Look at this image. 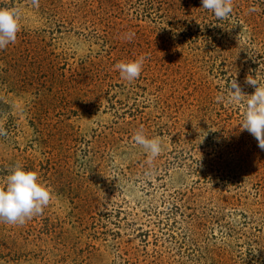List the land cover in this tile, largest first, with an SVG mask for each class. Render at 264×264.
<instances>
[{
	"label": "rangeland",
	"instance_id": "1",
	"mask_svg": "<svg viewBox=\"0 0 264 264\" xmlns=\"http://www.w3.org/2000/svg\"><path fill=\"white\" fill-rule=\"evenodd\" d=\"M201 6L0 0L21 11L0 50V187L19 164L51 191L0 222V264H264V150L240 130L246 76L264 84V0L226 20ZM235 78L245 100H217ZM137 131L161 142L151 162Z\"/></svg>",
	"mask_w": 264,
	"mask_h": 264
},
{
	"label": "clouds",
	"instance_id": "2",
	"mask_svg": "<svg viewBox=\"0 0 264 264\" xmlns=\"http://www.w3.org/2000/svg\"><path fill=\"white\" fill-rule=\"evenodd\" d=\"M31 3L36 7L39 6V0H31ZM201 7L211 11L217 20H226L233 12V0H202ZM256 10L254 7L249 9L250 12ZM20 16L21 11L18 8L0 7V50L16 41L20 29ZM143 62L144 57H140L136 60L120 62L115 67L122 78L131 82L140 76ZM245 83L253 87L254 92L247 95L245 118L240 130H246L254 136L258 147L264 150V84L252 75L246 76ZM228 87L230 93L226 97L218 96L217 100L224 99L228 104L245 100V93L242 92L236 78L229 82ZM6 135L7 131L0 126V136ZM133 140L148 154L149 162L162 151L160 140L147 138L143 131H137ZM50 200L51 191L47 185L39 181L38 173L34 170H26L17 164L10 169L3 187H0V222L23 225L27 220L42 214Z\"/></svg>",
	"mask_w": 264,
	"mask_h": 264
}]
</instances>
